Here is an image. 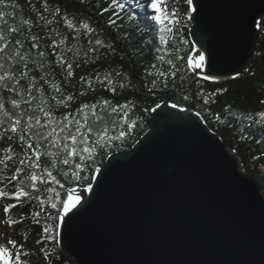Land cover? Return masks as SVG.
I'll list each match as a JSON object with an SVG mask.
<instances>
[{
    "label": "trees",
    "instance_id": "1",
    "mask_svg": "<svg viewBox=\"0 0 264 264\" xmlns=\"http://www.w3.org/2000/svg\"><path fill=\"white\" fill-rule=\"evenodd\" d=\"M161 8L163 24L141 0H0V247L18 253L19 264H76L58 246L61 199L92 183L110 154L131 149L165 99L195 110L264 191V14L248 65L211 81L187 67L194 44L186 0H162ZM109 74L112 85L102 82ZM84 104L97 105L95 115ZM69 133L78 137L73 156L62 139Z\"/></svg>",
    "mask_w": 264,
    "mask_h": 264
},
{
    "label": "water",
    "instance_id": "2",
    "mask_svg": "<svg viewBox=\"0 0 264 264\" xmlns=\"http://www.w3.org/2000/svg\"><path fill=\"white\" fill-rule=\"evenodd\" d=\"M194 2L189 36L209 52L195 72L236 77L254 51L264 0ZM157 106L132 148L99 166L108 170L98 187L92 179L91 203L58 220L60 251L76 264H264L259 182L195 110L169 99Z\"/></svg>",
    "mask_w": 264,
    "mask_h": 264
},
{
    "label": "snow or ice",
    "instance_id": "3",
    "mask_svg": "<svg viewBox=\"0 0 264 264\" xmlns=\"http://www.w3.org/2000/svg\"><path fill=\"white\" fill-rule=\"evenodd\" d=\"M187 4L189 5V8H190V11L193 13V15L191 17H189L190 19H193L194 15L197 17L199 16L200 14V11H198V5L196 2H194V0H186ZM141 3L145 4L146 7H149V8H152L155 13H157V15L155 16V20L161 24L164 23V20L165 19H168L169 17L167 16V14H165L163 12V9L161 8V3H162V0H151V2L149 3L148 0H141ZM57 11H59L57 9ZM2 15V14H0ZM194 20V19H193ZM111 23L115 24L116 21H111ZM253 25L256 24V20L254 18V20L252 21ZM70 27L72 26L71 24L69 25ZM83 27L85 29H88L89 28V25L88 24H84ZM13 31H15V29H13ZM161 41H164V37L161 36L160 37ZM97 44L100 43L99 40L96 41ZM201 43V49L202 50H197L196 52V55L194 56H189L187 58V67L188 68H194V69H200L202 67H205L209 61V52H208V49L206 48V46L202 43ZM91 51H96L95 48H93ZM191 51V49H190ZM41 55H43V53H41ZM161 59H163L161 57ZM68 68L70 69L72 67V64H68L67 65ZM69 76L72 75V73L69 71L67 73ZM160 75H164V73H161ZM173 75H175V73H173ZM0 79H3V77H0ZM203 79L204 80H213L215 81L217 79L216 76L214 75H210V74H204L203 75ZM103 81H106L108 85H112V80L110 79V74L109 75H105L103 77ZM153 84H155V81H153ZM122 86V85H121ZM110 91H113L115 92L116 91V88L115 87H110L109 88ZM57 91H59V89H57ZM68 99L70 100L71 97H68ZM207 102V101H206ZM13 104H16V101L14 100L12 102ZM103 104L105 106H107L109 104V102L107 100L103 101ZM97 105H88V104H84L82 106L83 109H93V112L92 114L95 115V109H96ZM158 107V106H157ZM173 107H175V105H173ZM41 111H44L43 108H41ZM117 111V108H112V112H116ZM51 113L50 112H45V116H50ZM67 119V117H66ZM76 124H77V128H76V132L79 134L80 133V129H79V121H74ZM18 123V122H17ZM37 124H40V121L37 120L36 121ZM68 125H64L63 127L60 128V131L61 132H64L66 129H67ZM11 131L12 132H16L17 131V128L15 126H13L11 128ZM56 129H53V132H55ZM91 131V130H89ZM264 131V130H262ZM49 135H52V133H49ZM125 135L124 132H121L120 133V136L117 137V139H120L122 138L123 136ZM101 136L103 137V134H101ZM44 139H47V136L44 137ZM64 141H69V142H72L73 146H71L70 148V144L69 143H64L63 144V148L65 149H69L70 150L68 151V156H73V155H76L78 154L77 153V149L76 147L74 146V143L77 141L78 137L77 135H73L71 133H69L67 136H64L62 138ZM87 141V136H84V138L80 141V143H86ZM60 143V141L58 139H53L52 140V144L53 146H57L58 144ZM91 151H94V149H90L89 147H84L83 148V152H91ZM21 163H24V161H21ZM63 163L64 164H68L69 161L67 159L63 160ZM38 166V165H37ZM77 168H81L82 166L77 164L76 165ZM107 168L105 169H101L99 167L95 168L94 171L97 175L93 176L92 179L93 180H97V187L99 186V179H102L103 178V175L105 172H107ZM17 171H20V169H17ZM74 177L76 180H80L81 177L79 175H76L75 173H73ZM15 178V177H13ZM32 180H36L37 177L35 175H33L31 177ZM49 191H55L54 189H49ZM86 191H88L89 193H92L94 195V187L93 185L90 183L88 184V187L86 189ZM25 193H23L22 191H18L17 193H15V195L17 196V198H19L21 195H24ZM0 195H2V193H0ZM91 203V198H87V199H84L82 198L81 195H77L75 193V189H69L67 190V193H66V199H61V206H62V215H60L58 213V218L59 220L61 221H64L65 220V217H67L68 220H71L73 217L77 216L78 213L80 211H83V209L85 207H87L88 204ZM52 208H57V204L53 203L52 205ZM11 207H14V205H8L7 207H5L4 211L7 213L9 208ZM37 216L39 215V213L36 214ZM39 221H37L38 223ZM11 223H14L13 221H9V224ZM45 231H47V229H45ZM10 244H15L14 241H9ZM12 255L10 252H9V249L7 247H0V259L4 260L5 264H13V258H12ZM15 262L16 264H19V254H15Z\"/></svg>",
    "mask_w": 264,
    "mask_h": 264
},
{
    "label": "bare ground",
    "instance_id": "4",
    "mask_svg": "<svg viewBox=\"0 0 264 264\" xmlns=\"http://www.w3.org/2000/svg\"><path fill=\"white\" fill-rule=\"evenodd\" d=\"M197 50H202V49H201L200 47H198V45H195L194 48H193V50H192V52H191V54H190V56H194V55H196ZM192 69H193L194 71H197V72L201 73L203 67L200 68V69H194V68H192ZM87 187H88V185L85 186V187H83V188H76V189L74 188V189H75V193H76L77 195H81L82 198L85 199L86 196H87V194H88V191H86ZM62 214H63V213H62V209H61L60 215H62Z\"/></svg>",
    "mask_w": 264,
    "mask_h": 264
},
{
    "label": "rangeland",
    "instance_id": "5",
    "mask_svg": "<svg viewBox=\"0 0 264 264\" xmlns=\"http://www.w3.org/2000/svg\"><path fill=\"white\" fill-rule=\"evenodd\" d=\"M148 2L150 3L151 0H149ZM2 221H3V220H2ZM10 253L13 254V255H12V258L14 259L16 253L14 254L12 251H10ZM14 261H15V259H14Z\"/></svg>",
    "mask_w": 264,
    "mask_h": 264
}]
</instances>
